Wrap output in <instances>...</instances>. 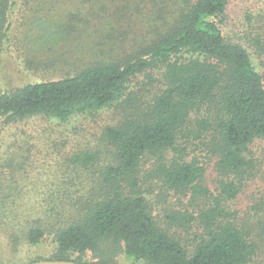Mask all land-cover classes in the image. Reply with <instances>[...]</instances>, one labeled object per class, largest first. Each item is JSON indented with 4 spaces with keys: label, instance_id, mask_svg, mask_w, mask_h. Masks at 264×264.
Instances as JSON below:
<instances>
[{
    "label": "trees",
    "instance_id": "obj_1",
    "mask_svg": "<svg viewBox=\"0 0 264 264\" xmlns=\"http://www.w3.org/2000/svg\"><path fill=\"white\" fill-rule=\"evenodd\" d=\"M60 1L0 0V69L13 53L21 80L0 88V135L24 120L61 124L123 104L122 117L101 133L113 163L98 173L106 190L98 200L66 191L74 182L69 177L41 200L27 199L16 178L26 157L11 151L16 141L8 142L7 158L0 159V230L7 245L0 243V264H30L36 259L20 262L19 253L46 237L54 248L44 260L113 264L100 253L106 241L145 264H249L256 253L251 231L224 202L240 190L235 176L249 166V144L264 138V14L231 20L228 0H62L55 13ZM81 37L84 56L63 69L57 47ZM41 46L61 58L50 59L55 67L32 52ZM50 70L60 77L38 78ZM10 72L0 71V83L8 84ZM141 74L161 86L133 105L129 87ZM189 134L216 157V194L203 184L198 158L187 159L179 144ZM147 155L155 156L149 177L183 195L210 197L198 213H178L180 224L197 221L202 228L191 250L156 220L139 188L137 170ZM94 161L88 151L73 153L67 167L73 173ZM28 204L41 209L30 211Z\"/></svg>",
    "mask_w": 264,
    "mask_h": 264
},
{
    "label": "rangeland",
    "instance_id": "obj_2",
    "mask_svg": "<svg viewBox=\"0 0 264 264\" xmlns=\"http://www.w3.org/2000/svg\"><path fill=\"white\" fill-rule=\"evenodd\" d=\"M228 1L231 20H237L246 14H264V0ZM62 2V0L57 2L55 13L63 10L60 8L63 6ZM65 3L68 4L69 0H66ZM18 27L20 28V26ZM32 33L34 32L30 34ZM81 43H86L83 37L79 38V42H64L57 47L60 57L65 61L61 63L63 69L74 67L73 60L76 57L84 56V48ZM43 47L32 48V52L37 56L41 55L51 65L50 59L52 61L54 59L61 60V58L54 57L56 54L50 52L48 48ZM14 57L12 53L3 61L0 71L5 75L11 71L12 77L6 78V81H9L8 84H4L5 82L2 81L0 88L21 83L15 73L16 59ZM52 66L55 67L54 64ZM51 70L43 74L39 72L38 78L42 75L46 79L60 77V74ZM154 78H159L157 73ZM160 86L161 84L159 85L157 81H148L143 74L137 76L132 80L129 87V91L132 92L131 96L135 95L131 98L133 105H140L142 102L150 100ZM122 109H124L123 104L113 105L95 114L74 117L61 124L50 120L43 122L38 119H29L8 126L0 135L2 138L0 141V159L7 158V143L16 141V147L11 148V151L18 152L19 158L26 157L22 159L21 170L16 172V178L21 183L22 192L28 195L27 199H33V196L36 195L41 200V197L55 189L53 184L60 182V179L69 182V177L73 178L74 182L66 186V191L84 194L89 197L88 199L98 200L106 192L105 189L101 188L98 173L104 166L113 163L112 150L101 140V133L103 127L116 123L122 117ZM205 110L206 108L203 107L202 111L205 112ZM199 113L204 115L202 112ZM44 127L47 129H43ZM54 137L56 140L52 141ZM179 144L187 147V159L198 158L205 169L203 184L211 193L216 194V157L210 153L203 139L194 138L189 134L180 138ZM18 145L21 149L17 147ZM248 150L249 166L241 174L231 175L235 176V180L240 178V190L234 199L227 200L224 204L230 211L235 212L234 216L232 215L234 221L251 231V240L255 243L256 253L249 264H264V138L255 139L249 144ZM85 151L95 155V161L88 167L89 169L81 167L72 173L73 169L67 167V159L73 153ZM165 155L169 157L173 153L170 151ZM154 164L155 156L147 155L142 158L137 170L141 179L139 188L145 195L148 207L156 220L177 236L188 250H191L193 240L202 232V228L197 221L180 224L178 213L183 211L198 213L200 208L211 202L209 201L210 197L209 195L199 197L192 195L191 192L183 195L184 193L167 189L159 179L148 176ZM28 207L30 208L29 204ZM31 209L35 212L41 209V206L34 205L30 211ZM0 243L2 249H7L5 237L1 230ZM53 248L51 238L46 237L38 246L23 247L19 253V261H22L23 256L36 259L35 261H39L38 258L44 260V258L51 257ZM100 250L103 258L113 261V264H145L133 260L125 254L121 247L115 248L111 242L101 243ZM90 256L87 254V257ZM13 264H17V261Z\"/></svg>",
    "mask_w": 264,
    "mask_h": 264
},
{
    "label": "water",
    "instance_id": "obj_3",
    "mask_svg": "<svg viewBox=\"0 0 264 264\" xmlns=\"http://www.w3.org/2000/svg\"><path fill=\"white\" fill-rule=\"evenodd\" d=\"M30 264H82L68 260H39L31 262Z\"/></svg>",
    "mask_w": 264,
    "mask_h": 264
}]
</instances>
